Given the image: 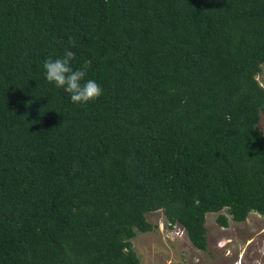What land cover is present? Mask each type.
Returning a JSON list of instances; mask_svg holds the SVG:
<instances>
[{"label":"trees","instance_id":"16d2710c","mask_svg":"<svg viewBox=\"0 0 264 264\" xmlns=\"http://www.w3.org/2000/svg\"><path fill=\"white\" fill-rule=\"evenodd\" d=\"M66 49L87 106L46 80ZM263 65L264 0H0V264H140L149 213L203 251L207 213L264 216Z\"/></svg>","mask_w":264,"mask_h":264},{"label":"rangeland","instance_id":"374dc122","mask_svg":"<svg viewBox=\"0 0 264 264\" xmlns=\"http://www.w3.org/2000/svg\"><path fill=\"white\" fill-rule=\"evenodd\" d=\"M257 79L264 86V65ZM259 126L264 132V113ZM217 215L206 214L208 244L203 251L190 243L179 225L169 227L162 210L147 214L155 229L137 231L132 239L140 264H264V216L252 211L245 221L236 222L228 215L229 224L222 227L215 221Z\"/></svg>","mask_w":264,"mask_h":264},{"label":"clouds","instance_id":"9594fccd","mask_svg":"<svg viewBox=\"0 0 264 264\" xmlns=\"http://www.w3.org/2000/svg\"><path fill=\"white\" fill-rule=\"evenodd\" d=\"M70 43L75 46L73 39H70ZM75 56L73 51L66 49L62 57H48L43 68L49 83H54L57 88L69 94L74 104L87 106L103 95V89L95 80L86 78V68H73Z\"/></svg>","mask_w":264,"mask_h":264}]
</instances>
